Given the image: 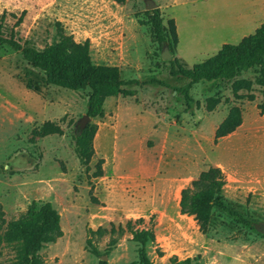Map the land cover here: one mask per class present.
<instances>
[{
	"label": "rangeland",
	"instance_id": "rangeland-1",
	"mask_svg": "<svg viewBox=\"0 0 264 264\" xmlns=\"http://www.w3.org/2000/svg\"><path fill=\"white\" fill-rule=\"evenodd\" d=\"M148 1L0 0V12L19 16L25 11L18 26L7 15L4 35L14 27L16 39L41 50L55 40L59 21L76 41L89 39L95 64L115 65L122 78L136 81L124 87L134 94L106 98L104 115L86 120L96 132L94 153L85 165L72 136L81 128L86 92L48 84L19 51L0 44V205L5 218H16L36 199L52 203L62 236L41 249L40 264H96L89 238L109 264H139L128 221L135 229L152 230L151 264L197 255L201 264H264V233L258 229L264 223V113L259 108L264 88L253 84L254 99L236 101L228 83L199 82L190 89L188 108L174 91L187 80L170 74L174 59L192 66L215 54L223 42L237 43L252 33L264 21V0H150L164 22L175 21L182 58L177 47L172 53L155 41L149 23L138 22L148 18ZM165 49L170 56L163 58ZM257 70L241 77L253 79ZM214 93L222 100L208 111L205 99ZM234 102L242 108V123L215 141L214 131ZM45 121L62 133L38 135ZM99 164L101 175L95 176ZM209 166L223 171L226 201L241 219L215 210L203 233L193 216L180 212L179 200L181 189ZM99 227L105 231L89 233ZM14 256L11 247H0V264Z\"/></svg>",
	"mask_w": 264,
	"mask_h": 264
},
{
	"label": "trees",
	"instance_id": "trees-1",
	"mask_svg": "<svg viewBox=\"0 0 264 264\" xmlns=\"http://www.w3.org/2000/svg\"><path fill=\"white\" fill-rule=\"evenodd\" d=\"M118 4L126 0H113ZM16 18L14 26H18L25 14L22 11L19 16L7 11L0 12V44H6L19 51L23 60L31 66L40 69L50 85L60 86L70 90H82L86 92L85 114L92 120L104 115V101L108 97L118 94L132 95L134 91L125 89L126 85L136 81L125 80L120 75V70L115 65L95 64L90 53V41H76L72 34L68 33L62 24L57 21L56 38L51 43L39 50L27 42L21 43L15 38L14 27L8 36L2 33V24L7 15ZM147 20L138 19L140 24L149 23L152 28V37L160 46H167L170 52H174L178 43L176 25L172 18L163 21L160 9L146 10ZM258 68L253 79L241 77L243 72ZM170 74L186 79L181 87H175L174 91L183 95L186 106L191 107L193 101L190 95L191 87L199 82L210 84L230 85L234 99H254L251 92L253 84L264 88V21L250 34L243 36L237 43H223L218 51L204 60L186 66L176 59L172 61ZM151 82L162 81L152 79ZM27 87L31 88L29 83ZM264 92V89H263ZM222 98L213 94L205 99L206 109L213 110ZM260 112L264 113V101L259 104ZM242 108L240 104L230 105L227 114L214 131V140L233 132L242 123ZM96 125L87 122L79 131L73 134L74 149L77 157L83 164H88L94 153L93 138ZM38 135L61 134V128L52 121H45L37 130ZM101 175L100 164L97 166L95 176ZM226 179L223 171L218 166H209L200 171L197 177L190 181L180 192L179 207L183 214L191 215L196 220L201 232L209 230L214 211H222L230 216L241 219L240 213L233 209L225 198ZM141 221L138 219L136 222ZM126 229L132 234V240L137 245L139 264H151L147 254V246L154 241L151 229L134 228L131 221L126 223ZM105 229L99 227L96 231L89 230L90 234L102 233ZM111 232L115 231L111 227ZM118 233L124 231L119 225ZM62 236L60 215L48 200L36 199L30 202L27 208L16 218L6 220L5 213L0 205V247L5 245L15 251V256L6 264H40V251L47 244L55 242ZM115 239L110 241L115 243ZM89 250L99 258L96 264H109L101 259L100 252L87 239ZM108 250L103 254H107ZM169 264H201L200 257H186L178 259L173 256Z\"/></svg>",
	"mask_w": 264,
	"mask_h": 264
},
{
	"label": "water",
	"instance_id": "water-1",
	"mask_svg": "<svg viewBox=\"0 0 264 264\" xmlns=\"http://www.w3.org/2000/svg\"><path fill=\"white\" fill-rule=\"evenodd\" d=\"M154 8H156V5L152 1L149 0L147 2L146 9L147 10H153ZM169 56H170V54H169L168 49H165L164 52H163V54H162V57L163 58H166V57H169ZM87 119H89V117L85 114L83 116L81 122H80V127H83L86 124V122H87L86 120ZM258 229L264 233V223L260 224L258 226ZM102 259L105 260V257H102Z\"/></svg>",
	"mask_w": 264,
	"mask_h": 264
},
{
	"label": "crops",
	"instance_id": "crops-1",
	"mask_svg": "<svg viewBox=\"0 0 264 264\" xmlns=\"http://www.w3.org/2000/svg\"><path fill=\"white\" fill-rule=\"evenodd\" d=\"M174 22H175V21H174ZM258 26H259V25H258ZM258 26H257V27H258ZM176 31H177V28H176ZM177 35H178V34H177ZM178 42H179V38H178ZM223 43H225V42H223ZM176 47H177V55L181 57V53H180L181 51H180V47L178 46V43H177V46H176ZM181 58H182V57H181Z\"/></svg>",
	"mask_w": 264,
	"mask_h": 264
}]
</instances>
